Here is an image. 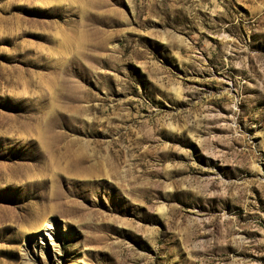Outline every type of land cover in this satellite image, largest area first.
Wrapping results in <instances>:
<instances>
[{
    "label": "rangeland",
    "instance_id": "374dc122",
    "mask_svg": "<svg viewBox=\"0 0 264 264\" xmlns=\"http://www.w3.org/2000/svg\"><path fill=\"white\" fill-rule=\"evenodd\" d=\"M56 255L264 264V0H0V264Z\"/></svg>",
    "mask_w": 264,
    "mask_h": 264
},
{
    "label": "bare ground",
    "instance_id": "6f19581e",
    "mask_svg": "<svg viewBox=\"0 0 264 264\" xmlns=\"http://www.w3.org/2000/svg\"><path fill=\"white\" fill-rule=\"evenodd\" d=\"M80 168V167H79ZM42 226L38 230V235L43 241V248L48 245V243L53 244L56 250H58L59 242L57 238V228L54 225L53 217L46 216L43 219ZM44 250V249H43ZM58 252V251H57ZM53 264H60L61 256L56 255Z\"/></svg>",
    "mask_w": 264,
    "mask_h": 264
}]
</instances>
